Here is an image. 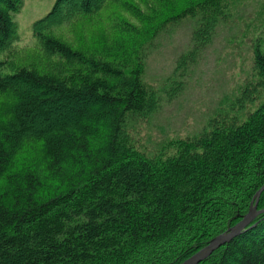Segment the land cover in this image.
<instances>
[{"label":"trees","instance_id":"trees-1","mask_svg":"<svg viewBox=\"0 0 264 264\" xmlns=\"http://www.w3.org/2000/svg\"><path fill=\"white\" fill-rule=\"evenodd\" d=\"M22 5L0 0V264H182L248 214L264 186V97L244 122L213 120L154 155L129 133L166 99L143 80L155 40L197 21L172 101L231 0H56L18 63ZM252 54L247 84L264 96V47ZM201 264H264V214Z\"/></svg>","mask_w":264,"mask_h":264},{"label":"rangeland","instance_id":"rangeland-1","mask_svg":"<svg viewBox=\"0 0 264 264\" xmlns=\"http://www.w3.org/2000/svg\"><path fill=\"white\" fill-rule=\"evenodd\" d=\"M21 10L14 15L16 33L11 56L18 63L27 61L37 48L34 23L53 9L56 0H22ZM230 16L217 29L211 45L196 56L184 77L185 88L172 101L166 89L173 85L180 57L193 47L197 21L186 18L168 27L148 50L144 82L163 91L162 107L152 117L131 123L129 133L137 148L154 155L170 140L196 137L209 129L216 119L244 122L263 102V95L247 81L253 71V47H264V0H231ZM118 13L113 6L104 13L101 23ZM124 16L135 23L130 15ZM88 39L90 37L87 29ZM66 37L72 32L65 31ZM189 66V64H188ZM172 83V84H171ZM245 90H249L244 95Z\"/></svg>","mask_w":264,"mask_h":264},{"label":"water","instance_id":"water-1","mask_svg":"<svg viewBox=\"0 0 264 264\" xmlns=\"http://www.w3.org/2000/svg\"><path fill=\"white\" fill-rule=\"evenodd\" d=\"M264 192V186L258 191L254 197V201L247 215L235 226L231 227L227 232L214 238L205 248L197 252L191 258L182 264H201L207 260L214 252L220 248L230 244L233 240L240 237L248 228H250L256 218L264 214V210L258 211V202L261 194ZM255 227V226H254Z\"/></svg>","mask_w":264,"mask_h":264}]
</instances>
